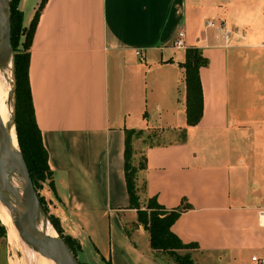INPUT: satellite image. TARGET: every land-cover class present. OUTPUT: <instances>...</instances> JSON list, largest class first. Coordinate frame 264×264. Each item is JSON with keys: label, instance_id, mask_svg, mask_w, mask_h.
Segmentation results:
<instances>
[{"label": "crops", "instance_id": "obj_1", "mask_svg": "<svg viewBox=\"0 0 264 264\" xmlns=\"http://www.w3.org/2000/svg\"><path fill=\"white\" fill-rule=\"evenodd\" d=\"M40 2L21 0L26 23ZM188 47L208 59L195 125L180 66ZM30 54L53 174L43 192L82 252L166 264L131 206L125 150L135 131L141 204L188 206L172 230L198 245L195 264H264V0H47Z\"/></svg>", "mask_w": 264, "mask_h": 264}, {"label": "trees", "instance_id": "obj_2", "mask_svg": "<svg viewBox=\"0 0 264 264\" xmlns=\"http://www.w3.org/2000/svg\"><path fill=\"white\" fill-rule=\"evenodd\" d=\"M47 0H41L30 27L26 32L24 43L25 50L18 49L15 42L16 28L23 25L24 14L21 10V0H11V22H12V46L15 51V78H16V121L18 138L21 149L28 164L31 177L35 186L36 180L44 181L47 177L51 179L53 185V174L48 163V151L43 141L42 131L37 123L35 107L30 83V48L33 42L34 33L39 22V17ZM208 64V59L204 57L202 51L197 47H188L186 50V60L180 63L184 68V76L187 89V121L189 125L198 124L203 112V93L200 78V68ZM133 135H138L135 131L127 132L125 150V173L131 206L138 210V222L143 224L150 233L151 247L155 250L156 256L168 253L177 264H195L192 253L183 250L196 248V243H184L172 230L173 223L177 220L181 212L188 206L180 209H166L156 198L147 200L143 206L140 201L136 173L138 168H145V163L140 166L133 164ZM44 199L41 202L44 203ZM144 207V208H143ZM46 208V207H45ZM49 211L48 209L46 210ZM50 219L55 229L60 233L71 250L74 246L81 251V244L71 235L66 234L61 226L60 220L54 214H50ZM0 226L3 227L0 220ZM75 254V253H74ZM82 263V262H81ZM107 264H113L106 261ZM83 264V263H82Z\"/></svg>", "mask_w": 264, "mask_h": 264}, {"label": "water", "instance_id": "obj_3", "mask_svg": "<svg viewBox=\"0 0 264 264\" xmlns=\"http://www.w3.org/2000/svg\"><path fill=\"white\" fill-rule=\"evenodd\" d=\"M6 11L5 18L1 25L0 50L5 49L12 56V22H11V0H0V9ZM14 70V59H13ZM14 73V71H13ZM15 77V73H14ZM16 78H15V121H16ZM17 130V121H16ZM18 137V131H17ZM19 141V138H18ZM20 146V143H19ZM11 161L14 163L16 172L15 177L24 182V188L9 189V194L13 201L8 197L1 195V186H11L7 179L5 163ZM12 187V186H11ZM9 188V187H8ZM0 199L11 211L16 228L31 244L42 249L57 264H82L75 256L68 244L61 239V236L55 238L40 230L34 219L37 208L41 207L38 194L35 189L31 173L26 162L25 156L20 146L17 153L13 151L11 137L3 122L0 121ZM43 209V208H42ZM44 211V210H43Z\"/></svg>", "mask_w": 264, "mask_h": 264}, {"label": "bare ground", "instance_id": "obj_4", "mask_svg": "<svg viewBox=\"0 0 264 264\" xmlns=\"http://www.w3.org/2000/svg\"><path fill=\"white\" fill-rule=\"evenodd\" d=\"M5 9H0V40H1V25L5 18ZM9 90V94H8ZM15 77L13 73V56L5 49L0 50V121L3 122L7 129L13 144V151L18 154L20 150L19 141L17 137L16 121H15ZM7 179L10 181L11 186L2 185L1 195L8 197L9 201H13L10 191L14 187L18 189L24 188V182L14 176L16 168L13 162L7 161L5 163ZM9 187V188H8ZM0 219L6 226L10 241L14 242L16 246L23 251L29 248L31 251L29 260L35 264H56L53 259L46 254L42 249L30 244L23 235L20 234L16 228L11 211L1 201L0 203ZM36 224L40 230L56 237L58 235L56 229L53 227L50 219L45 214L41 207L37 208L34 215Z\"/></svg>", "mask_w": 264, "mask_h": 264}, {"label": "rangeland", "instance_id": "obj_5", "mask_svg": "<svg viewBox=\"0 0 264 264\" xmlns=\"http://www.w3.org/2000/svg\"><path fill=\"white\" fill-rule=\"evenodd\" d=\"M33 17H32V19H33ZM32 19H31V21H32ZM31 21L29 23H26L25 20L23 19L22 28H20V29L16 28L15 41H14L15 43L14 44L18 43V49L21 50V51L25 50L24 43H25V40H26V32H27V29L30 27ZM12 48H13V46H12ZM12 50H13L12 51L13 59H15L14 48ZM13 71L15 73V61H14V70ZM8 94H9V90H8ZM141 163H142V161H141ZM45 183H51V179L49 177H47L44 181L36 180L35 189L37 191L38 199H39V201L41 203V206H42L45 214L50 219L49 215L53 214V212L51 211V204L48 201V199L46 198L45 193L43 192V188H44V184ZM42 198L44 199L43 200L44 203L41 202ZM0 203H1V199H0ZM47 209L49 210L48 212L46 211ZM50 221H51V219H50ZM51 223H52V221H51ZM2 225H3V227L0 226V264H35V262L32 263L29 260V255L31 253L29 248H25L23 251H21L20 248L18 246H16V244L14 242L10 241L9 236H8L7 228L3 224V222H2ZM52 225L55 228L53 223H52ZM57 233H58V231H57ZM58 236H61L60 233H58ZM61 239H63V241H65V239L63 237H61ZM73 250L75 251V252H73V253H75V256L83 264H107L106 263V261H107L106 259L102 260L101 258L96 256L93 253V250L91 248H89V247H87L85 249V252L79 251V249H77V247H75V246H74ZM188 251L189 250H183L182 252L183 253H187ZM159 257L166 264H177V262H175V260L166 252L163 253L162 255H159Z\"/></svg>", "mask_w": 264, "mask_h": 264}, {"label": "built area", "instance_id": "obj_6", "mask_svg": "<svg viewBox=\"0 0 264 264\" xmlns=\"http://www.w3.org/2000/svg\"><path fill=\"white\" fill-rule=\"evenodd\" d=\"M223 28H224V26H223ZM229 34H230V32L228 30H226L224 36H225V39L227 42L229 41V37H230ZM184 35H185L184 32H180L178 34V37L174 40V43H173L175 47H183L185 45L184 41H183ZM137 53L141 54L140 52H137ZM257 258H258L257 256L253 257L254 260H257Z\"/></svg>", "mask_w": 264, "mask_h": 264}]
</instances>
